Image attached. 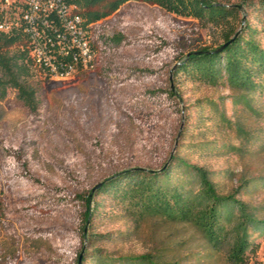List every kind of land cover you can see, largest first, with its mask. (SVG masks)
<instances>
[{
	"label": "rangeland",
	"instance_id": "rangeland-1",
	"mask_svg": "<svg viewBox=\"0 0 264 264\" xmlns=\"http://www.w3.org/2000/svg\"><path fill=\"white\" fill-rule=\"evenodd\" d=\"M213 1L237 7L239 18L213 26L126 3L92 26L100 45L93 69L60 78L32 67L35 113L13 89L0 98V264H78L79 255L98 252L231 264L227 247H212L192 223L139 217L107 196L94 197L91 208L99 209L83 237L85 206L72 198L126 170L157 173L177 156L210 172L218 195L233 196L247 219L264 222V92L175 72L188 53L221 45L230 26L264 21L248 0ZM183 169L173 181L193 179L196 190ZM232 213L229 228L241 212ZM246 233L253 244L246 264H264V224L247 223Z\"/></svg>",
	"mask_w": 264,
	"mask_h": 264
},
{
	"label": "trees",
	"instance_id": "trees-1",
	"mask_svg": "<svg viewBox=\"0 0 264 264\" xmlns=\"http://www.w3.org/2000/svg\"><path fill=\"white\" fill-rule=\"evenodd\" d=\"M86 26L111 17L124 4L136 2L155 6L166 13L202 24L229 26L239 18L237 7L213 0H73ZM248 5L264 13V0H248ZM1 17V13H0ZM92 29V28H91ZM92 34V31H91ZM223 42L215 49H202L188 53L175 68L177 74L211 86H224L253 93L264 92V21L258 28L245 22L240 30L230 26L223 34ZM92 47L100 49L96 40ZM32 67L42 75L46 73L35 66L30 56L26 35L19 29L10 34L0 33V98L8 89L16 91L18 100L31 112L38 103L34 88L29 83ZM184 168L194 175L198 184L192 188L193 179L173 181L175 171ZM107 196L126 203L139 217L160 216L170 221H188L197 227L214 248L227 247L231 264H246L247 252L252 251L246 233L247 223H262L247 219L242 205L233 196H219L211 182L210 172L189 165L177 156H171L159 172L134 168L115 174L94 187L87 196L72 198L85 206L82 236L86 237L85 224L89 225L98 211L95 196ZM240 210L236 223L229 228L233 210ZM95 236V235H94ZM102 236V235H101ZM87 239V238H86ZM91 240V239H90ZM88 239L87 242L90 243ZM80 256V257H79ZM79 264L92 260L94 264H155L147 256L139 258H111L101 252L92 256L79 255Z\"/></svg>",
	"mask_w": 264,
	"mask_h": 264
},
{
	"label": "built area",
	"instance_id": "built-area-1",
	"mask_svg": "<svg viewBox=\"0 0 264 264\" xmlns=\"http://www.w3.org/2000/svg\"><path fill=\"white\" fill-rule=\"evenodd\" d=\"M0 33L28 40L33 63L48 77L65 78L94 67L91 28L73 0H0Z\"/></svg>",
	"mask_w": 264,
	"mask_h": 264
},
{
	"label": "water",
	"instance_id": "water-1",
	"mask_svg": "<svg viewBox=\"0 0 264 264\" xmlns=\"http://www.w3.org/2000/svg\"><path fill=\"white\" fill-rule=\"evenodd\" d=\"M79 262H80V258H79L78 264H79Z\"/></svg>",
	"mask_w": 264,
	"mask_h": 264
}]
</instances>
